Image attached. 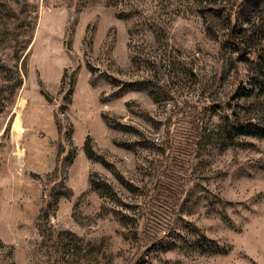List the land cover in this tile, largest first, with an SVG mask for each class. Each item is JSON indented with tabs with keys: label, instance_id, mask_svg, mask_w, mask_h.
<instances>
[{
	"label": "rangeland",
	"instance_id": "rangeland-1",
	"mask_svg": "<svg viewBox=\"0 0 264 264\" xmlns=\"http://www.w3.org/2000/svg\"><path fill=\"white\" fill-rule=\"evenodd\" d=\"M263 18L0 0V264H264Z\"/></svg>",
	"mask_w": 264,
	"mask_h": 264
},
{
	"label": "trees",
	"instance_id": "trees-1",
	"mask_svg": "<svg viewBox=\"0 0 264 264\" xmlns=\"http://www.w3.org/2000/svg\"><path fill=\"white\" fill-rule=\"evenodd\" d=\"M243 2L245 3L247 8L252 7V3L253 0H243ZM261 23H264V18L262 19ZM240 49V48H239ZM263 56H260V58H262ZM262 62L264 63V58L261 59ZM257 63H260L259 61ZM261 68H263V66H261ZM258 84H260L258 82ZM237 135H247V134H251V135H259V136H264V127H254L252 124H237L234 128V132Z\"/></svg>",
	"mask_w": 264,
	"mask_h": 264
},
{
	"label": "bare ground",
	"instance_id": "bare-ground-1",
	"mask_svg": "<svg viewBox=\"0 0 264 264\" xmlns=\"http://www.w3.org/2000/svg\"><path fill=\"white\" fill-rule=\"evenodd\" d=\"M15 128H16L18 131H20V130H21V126L19 125V123H18V122L15 124Z\"/></svg>",
	"mask_w": 264,
	"mask_h": 264
}]
</instances>
